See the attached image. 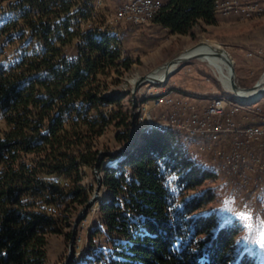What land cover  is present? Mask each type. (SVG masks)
<instances>
[{
    "label": "trees",
    "instance_id": "trees-1",
    "mask_svg": "<svg viewBox=\"0 0 264 264\" xmlns=\"http://www.w3.org/2000/svg\"><path fill=\"white\" fill-rule=\"evenodd\" d=\"M95 1L0 0V264H48V236L70 242L110 127L116 144L131 143L101 159L103 194L70 264H255L236 243L239 222L204 212L216 192L199 188L218 173L194 155L199 138L140 128L131 140L114 87L134 60L124 25L105 27L109 6L94 14ZM215 1L163 0L153 22L195 37L198 23H217Z\"/></svg>",
    "mask_w": 264,
    "mask_h": 264
},
{
    "label": "rangeland",
    "instance_id": "rangeland-1",
    "mask_svg": "<svg viewBox=\"0 0 264 264\" xmlns=\"http://www.w3.org/2000/svg\"><path fill=\"white\" fill-rule=\"evenodd\" d=\"M121 1L123 0H103L102 6L104 3L109 6L108 14L110 16ZM263 17L264 15L230 21L220 17L219 19H223L224 23L214 25L200 22L194 28L195 37L169 34L153 21L141 26L135 34H126L123 39V47L125 53L131 56L134 62L114 88L125 94L126 97L123 101L125 108L129 109L133 116L136 114L135 120L132 116V136L138 129L146 127L148 123L145 118L146 114L159 116L166 111L165 108L154 106L152 91L175 87L179 90L182 98L197 104L218 95V90L221 91L214 69L206 61L193 58L178 64L164 83L158 82L155 85V82H142L136 93L137 105L134 114L132 97L134 84L130 80L135 76L140 79L142 76L149 75L154 69L164 66L171 59L201 43L224 48L233 60L236 82L242 87L253 86L264 74V19H261ZM123 27L124 30L128 29L125 25ZM114 134L115 128L110 127L99 138L100 147H107L109 151H113L130 145L129 143L116 144ZM132 136L131 140H133ZM193 152L198 160L206 166L212 165L209 156L200 154L196 146H194ZM214 170L218 173L217 178L199 188V191L204 188H212L216 192L215 200L207 204L204 212L217 211L222 223L236 219L241 226L236 238L239 249L254 257L255 264H264V223H261L264 221V191L260 194H246L240 190L236 183L222 175L216 168ZM85 172L84 183L86 186L94 187V196L98 187L95 168ZM193 193L195 192L191 191V194ZM102 194L101 190L98 200ZM96 213L97 207H94L84 218L82 226L80 228L78 226L77 233L79 232V234H76L78 248H75L74 243L72 259L85 249L87 230ZM48 241V264H64L69 257L70 242L62 234H50Z\"/></svg>",
    "mask_w": 264,
    "mask_h": 264
},
{
    "label": "built area",
    "instance_id": "built-area-1",
    "mask_svg": "<svg viewBox=\"0 0 264 264\" xmlns=\"http://www.w3.org/2000/svg\"><path fill=\"white\" fill-rule=\"evenodd\" d=\"M102 3L95 1L94 14ZM163 4V0H123L105 27L126 25L124 39L132 27L153 21ZM215 8L217 14L251 19L264 15V0H216ZM217 78L221 91L201 104L182 98L175 87L152 91L154 106L166 111L159 116L146 114L145 128L174 129L198 137V150L209 156L217 171L242 192L260 194L264 191V84L253 90L259 92L256 100L242 102L237 97L246 91L236 92L230 78L229 87ZM261 82L262 77L256 83Z\"/></svg>",
    "mask_w": 264,
    "mask_h": 264
},
{
    "label": "bare ground",
    "instance_id": "bare-ground-1",
    "mask_svg": "<svg viewBox=\"0 0 264 264\" xmlns=\"http://www.w3.org/2000/svg\"><path fill=\"white\" fill-rule=\"evenodd\" d=\"M221 50L222 48L218 47L217 45L214 46L208 43H201L195 46L194 48L184 52L183 56L191 57V59L200 58L201 60L206 61L211 66V68L214 69L216 75L223 80L225 86L229 87L231 68L224 58L217 55V53L220 52ZM176 67H177L176 64H173L168 68L166 64L164 66L158 67L154 69L152 72H150L149 75H147L145 81L164 83L168 80L170 75L175 71ZM262 78H264V75L262 76ZM130 81L135 86L138 83L139 79L138 77L135 76ZM258 96H259V92L257 93V91L250 90V91L242 92L241 94H239L237 98L239 101L249 102L256 100Z\"/></svg>",
    "mask_w": 264,
    "mask_h": 264
},
{
    "label": "water",
    "instance_id": "water-1",
    "mask_svg": "<svg viewBox=\"0 0 264 264\" xmlns=\"http://www.w3.org/2000/svg\"><path fill=\"white\" fill-rule=\"evenodd\" d=\"M217 55L220 56V57H222V58H224L226 60V62L229 64V66L231 68V74H230L231 84H232L233 89L236 92L254 90V89L260 88L264 84V82H261V83H256V84H254L251 87H242V86H240L236 82L234 63H233L232 58L229 56L228 52L224 48H222V50L220 52H218ZM190 59H191V57L183 56V53H182L181 55H179V56L171 59L170 61H168L165 64H166V66L168 68V67H170L173 64L178 65V64H180L182 62H185L187 60H190ZM146 78H147V75L146 76H142L139 79L138 83L132 89L134 114H135V108H136V105H137V102H136V99H137L136 93L138 91L139 85L142 82H144L146 80ZM133 118L135 120L136 114L133 116ZM132 138H133V136H132ZM128 143L130 144L131 141H129ZM126 148L127 147H124V148L116 149V150H113V151H101V153L99 155V160H98V162L96 164V167H95V172H96L97 181H98V187L95 190L94 196L88 201V203L84 206V208L78 214V216L76 217V219L74 221L73 231H72L71 240H70L69 257H68L67 261L64 264H69L71 262L72 255H73V252H74V243H75V239H76V234H77V230H78V226H79L80 222L86 217V215L88 214L89 209L98 201V198H99V195H100V191H101V186H102V179H101L100 172L98 170V166H99V163H100L101 159L105 155H115V154H117L119 152H124L126 150Z\"/></svg>",
    "mask_w": 264,
    "mask_h": 264
},
{
    "label": "crops",
    "instance_id": "crops-1",
    "mask_svg": "<svg viewBox=\"0 0 264 264\" xmlns=\"http://www.w3.org/2000/svg\"><path fill=\"white\" fill-rule=\"evenodd\" d=\"M220 17H224V18H226V19H224V20H227V21H230V20H232V19H234V20H240V18L237 17V16H235V15H223V14H217V23H216V24H218V23H224V22H222L223 19H219ZM261 19H264V17L261 18ZM220 20H221V21H220ZM140 27H141V26L132 27V28L128 31V34H135L136 32H138V30H139Z\"/></svg>",
    "mask_w": 264,
    "mask_h": 264
},
{
    "label": "snow or ice",
    "instance_id": "snow-or-ice-1",
    "mask_svg": "<svg viewBox=\"0 0 264 264\" xmlns=\"http://www.w3.org/2000/svg\"><path fill=\"white\" fill-rule=\"evenodd\" d=\"M250 216V214H248ZM261 223H264V221H262Z\"/></svg>",
    "mask_w": 264,
    "mask_h": 264
}]
</instances>
